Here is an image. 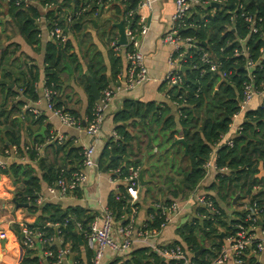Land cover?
Returning <instances> with one entry per match:
<instances>
[{
    "label": "trees",
    "instance_id": "1",
    "mask_svg": "<svg viewBox=\"0 0 264 264\" xmlns=\"http://www.w3.org/2000/svg\"><path fill=\"white\" fill-rule=\"evenodd\" d=\"M9 6L14 24L20 33L27 37L29 43H41L38 36L39 29L33 23L32 18L39 13L38 8L33 5H27L21 2L16 4V0H3ZM44 6L48 2H58V0H39ZM72 0L62 1V6H71ZM76 6L80 4V0L74 2ZM61 5L55 7L48 12L50 21L59 16ZM137 1L126 0L124 3L115 4L113 8L118 16L124 18L126 11L136 7ZM243 6V8L241 7ZM104 9L101 8V11ZM255 14L262 18L258 22L259 31L257 33L250 32L248 23L242 16L243 12ZM93 10L84 13L80 18L76 19L69 29L82 30L80 21L87 16L93 17ZM204 18L195 13L194 21L199 23L198 27L182 29L183 36L195 38L199 47H204V51L211 54V57L220 62L219 70L212 71L210 66L201 60V49L191 48L187 55L184 66L188 69L183 72V82L179 86L171 87L169 90L170 97L179 104L180 115L177 117L171 109L165 105L157 106L155 103H143L133 99H126L125 106L114 115V122L117 125L119 139H110L101 151L98 162L101 170L107 167V170L122 167L124 175L128 173L130 167H142L147 165L146 171L150 173V180L161 179L165 173H171L175 169L176 174H171L175 180H168L173 185H169L172 196L179 197L183 193L195 190L205 178L206 162L211 158L216 144L221 140L222 136L227 133L234 119V115L240 110V102L243 99L244 83L248 80V71L245 68L247 58L243 55H235L236 49H241L238 41L239 38H245V45L250 51V56L259 63L253 70L254 84L257 88H261L264 84V0H222L218 7L209 6L202 11ZM91 18V17H90ZM92 19H89L91 21ZM126 22V21H125ZM136 21L132 20L131 25H135ZM206 41L207 46L202 42ZM71 42L66 41H49L46 46L45 53V73L46 85L54 89V101L57 107L64 106L58 99L57 93L61 88V75L67 69L66 63L77 61L75 54L69 53ZM4 61L9 62L5 55V50L0 51V68L4 66ZM95 65L88 68L89 73L94 74ZM226 72L227 76L223 77ZM20 75L24 72L21 71ZM0 88L6 92L5 103L7 98L14 96L16 93L13 89H9V85L15 79L14 73L6 68L0 70ZM32 80L38 78L37 72H30ZM20 79V77H19ZM102 82H96L99 90L104 89L110 83L108 77L103 75ZM89 86V85H88ZM25 92L37 99L38 95L34 93L35 87L31 85L30 80L25 82ZM90 106L87 116L90 117L96 100L91 96ZM22 105V101L16 103ZM65 107V106H64ZM17 107H14V110ZM13 111L3 109L0 112V123L6 124V135L9 136L10 144L20 146L21 139L16 135L14 130L17 119L12 117ZM70 110V109H68ZM71 111V110H70ZM72 112V111H71ZM73 113V112H72ZM74 114V113H73ZM75 115V114H74ZM45 117L41 116L34 121L44 122ZM142 122L144 135L143 138H137L129 130V123L138 126ZM206 121L205 126H203ZM148 122V123H147ZM128 123V126H125ZM176 135H182L189 144L188 153H185L183 144L170 147L171 143L176 139ZM41 139L40 141H42ZM39 141V142H40ZM136 141L139 149L145 143L154 149V146L161 150V146L165 145V152L156 156L148 152L147 157H140L135 154L133 142ZM233 146L226 144L221 145L217 151L216 163L219 167L227 166L229 172L225 174H217V177L208 190H216L217 196L211 195L214 199L219 213L208 218H194L190 223L185 224L179 229L180 239L176 240V244H180L191 261L199 264H208L216 260L221 253L225 244V239L235 232L236 224L245 222L247 210L238 212V218L230 220L229 211L222 206L221 202L228 200V204L232 205L233 198L237 193L243 196L246 192L250 198L247 204L260 207L261 222L264 227V202L261 192L258 189V172L257 163L261 160L264 162V106L260 105L256 109L245 111V119L241 124V130L233 138ZM9 146L4 143L3 152ZM56 154L64 152L63 156H59L54 162H47L44 157H38L35 150L25 149L23 154H27L29 158L36 160L40 174L37 175L36 168L30 163L22 161H14L5 167L0 166V174L9 175L15 183L20 187L15 193V199L19 204H28L26 210L28 213L36 216V222L26 224L25 226L34 231H42L44 236H55L56 230H60L64 243H69L72 249L78 247L82 232L77 227V222L82 223L87 228L92 219L88 214L87 208L82 206L69 205L65 206L62 200H46L37 203V198L43 190V183L48 186L55 184L58 179L63 176L67 179L71 177L73 172L82 168L83 147L75 146L71 142L64 145L55 144ZM180 154L189 159L187 167L178 166L176 156ZM117 155L118 159L113 160L111 157ZM65 156L70 160L66 161ZM130 157V161H124V157ZM134 156V157H133ZM179 175V177H177ZM170 177V176H169ZM166 182V181H165ZM178 182L182 188V192L175 186ZM257 187V189H256ZM119 193L112 192L108 196L107 205L114 213L117 221L125 222L124 217L132 212L130 197L124 185L118 187ZM72 193L80 196L79 188ZM168 197V196H167ZM167 197H165L167 199ZM241 198V197H240ZM135 205L139 206L137 202ZM203 212H207L202 209ZM150 212L158 213L159 211L151 208ZM66 219L69 220L65 225ZM163 221L157 217L153 221L152 226H158ZM50 224H59L54 226ZM14 231H21L22 227L13 224ZM224 232V237L220 235ZM209 243V246L206 245ZM37 241L33 247H25V256L20 264H46L42 261V256L37 253ZM47 245H44L46 248ZM205 249L199 256H194L199 249ZM56 249L55 246H52ZM191 250V251H190ZM130 258L123 261L117 259L120 264H170L156 251L149 247H133L130 251ZM88 259L90 260L92 252L88 250ZM152 257L153 261H150ZM76 258H78L76 256ZM54 257H49L47 261L52 264ZM116 263V261H114Z\"/></svg>",
    "mask_w": 264,
    "mask_h": 264
},
{
    "label": "crops",
    "instance_id": "2",
    "mask_svg": "<svg viewBox=\"0 0 264 264\" xmlns=\"http://www.w3.org/2000/svg\"><path fill=\"white\" fill-rule=\"evenodd\" d=\"M75 1L77 0L71 1V6H76L74 3ZM132 1L138 2L139 0ZM29 4L37 7L39 11L38 15L32 18L33 23L36 24L39 29L38 36L41 39V43L39 44L29 43L27 37L20 33L19 29H17L14 24L11 14L9 13V6L6 2L0 0V44L4 45L0 51H4L7 48L12 49L13 52L10 56V63L14 62L16 59H19L18 65L14 68L10 67L9 64H7V61H4L3 67L14 73L15 79L11 81L9 89H13V92L16 94L14 96L12 95L8 97L7 102L5 103L6 92H3L0 88V112L3 109H7V111H13L14 107H17L14 110L12 117L17 119L14 124V130L16 135L21 139L20 142L21 146L23 147V149H21L20 146L17 145L20 151L19 155H15L12 151L7 152V149L10 148L12 144H10V141L8 140L9 136L6 135V124L0 123V162H4L5 165H9L16 160L22 161L24 163H30L36 168L34 175H39L40 169H38L36 160L29 158L27 154H23L21 151L25 150V146L33 145L34 143L39 142L41 139L44 140L45 136L53 129H60L66 133L69 136V141L75 146L93 144L96 141V138L87 135L76 128L62 125L60 120L47 110L46 100L43 97V88L46 79L44 59L47 43L52 40L48 37L47 29L45 28L43 19L44 16H48V12L44 9V6L40 4L39 0H31L29 1ZM61 4L63 3L61 2ZM114 5L115 4L107 5L105 8L106 11L110 12L113 9H111V7ZM174 10L175 4L173 0H154L153 10L148 13L146 12L148 15V25L150 28L148 34L143 37L141 41L151 79L143 86H140L134 90L122 91L111 103L106 115L102 133L98 137L97 150L95 154L96 159L100 157L101 151L106 146L108 141L113 139L112 131H117L116 128L118 125L116 122H114V115L119 110L124 108V101L126 99L141 101L145 104L155 103L157 106L165 105V107L168 106L171 109L174 115L177 117L180 115L178 113L179 107L177 103L170 97L169 94L171 87L165 81V77L169 68L168 58L173 50V47L172 45L165 44L162 38L169 29L170 18L174 13ZM103 16L104 13L101 11L98 15L93 14V17L87 16L81 20L79 22L82 28V30L79 32L80 36L76 35V33H78V31L76 32V29L73 31L72 29L70 30L68 28V39L72 45L69 53L75 54L78 60L71 62V64L68 62L66 63L67 69L62 72L60 82L61 88L57 95L59 101H61L67 109H70L78 118L82 120H85L88 117L87 113L91 103L90 98L91 96L93 97L90 79H92L96 85V82H102L101 77L106 75L108 77L109 83L115 84L119 75H121L122 79L125 78L128 66L126 48L120 46V48L116 49L113 47L111 42L113 39H119L118 28L114 24L119 22L122 19V16H118L116 13H114V17L111 19V26L116 29V33L113 37H110L108 33L105 34L106 24H101L99 19ZM89 19L92 20L89 21ZM3 23H5V28L3 27ZM125 25L126 22L124 21V26ZM10 28L12 29V32H10ZM3 29H5V35H1ZM71 32H75V34ZM3 38L4 40L2 41ZM11 57H13V59H11ZM91 65H95L94 71H97L95 75L89 73L88 71V68ZM2 68H0L1 71ZM31 70L32 72H37L38 74V78L34 81L30 76ZM21 71H23V74L25 75H20ZM1 78L2 74L0 75V79ZM27 80H30L31 85L35 87L34 93L38 95L37 99L29 96V94L25 92L24 85ZM99 91L101 92V90ZM20 101H22L23 104L18 106L16 103ZM261 102L262 96L257 94L254 95L252 101L247 107V110L258 108L261 105ZM27 105H29L31 108H36L41 111V116L45 117L43 123L34 121V119H36L35 114L26 108ZM0 119L2 120L3 117H0ZM244 119L245 113H241L238 117L234 118L232 127L230 129L231 134L236 131V128L242 124ZM125 126H128V123H125ZM128 130L136 136V139L140 138L141 135V138L147 141L141 121L138 126H133L129 123ZM180 136L182 135H176V137ZM4 143H6L9 147L3 152ZM54 145L55 144L52 143L48 146H44L39 156L44 157L47 162H54L59 156L66 154L64 152H60L57 155ZM133 146L135 154L139 155L140 157H147L148 152H151L152 154L159 152V148L157 146H154V149H151L149 146H145V143L141 145V149H139L136 141L133 142ZM23 155L26 157V160L22 159ZM65 160L68 161L70 158L65 156ZM130 160L131 158L129 157L128 161ZM257 166L258 172L256 176L259 180L257 186L261 192L262 200L264 202V162L260 160L257 163ZM109 171L110 170L107 169L106 171L102 170V173L99 174L95 168L88 170L87 181L84 183V185L79 187V192L81 195L78 196L75 193H70L66 197L59 200H62L65 206L78 205L87 208L88 214L91 215L93 219L95 215L99 214V200H102L107 204L110 193H119V189L116 188L109 180ZM216 177V170L214 168L209 169L208 172H206L202 183L199 185V190L201 192L209 191L207 187L215 181ZM145 178L150 180L149 172H145ZM19 187L20 185L15 183L9 175L0 174V264H20L22 262L25 256V246L23 244V239L18 235V233L24 232L26 224H32L36 222V216L28 213L26 210L27 206H22L21 204L17 205V201H14L15 193ZM47 187L48 185L44 182L43 190L41 192V195L45 198L44 201L55 200L49 195ZM207 193L217 196L216 190H211ZM244 193L245 194L243 196H240L241 198H239L237 204H234L232 201V205H229L227 203L229 199L226 200L227 202H221L222 206H224L229 211L228 217L230 220L237 219V213L243 211L244 205L246 202H249L250 198L247 196L248 194H246L245 191ZM169 195H172L170 191H168V194H166L164 198ZM139 201L140 197L138 196L137 202ZM154 203L155 201L153 200L151 203H146L144 206H141L140 204L139 214L137 217L138 224H141L147 219L151 208L154 206ZM125 218H127V215L124 217V219ZM176 221H173L172 223L174 224ZM15 223L22 227L21 231H14L12 229V225ZM169 224L161 231L158 236H155L151 239L153 244L159 247L164 245H172L171 243L176 244V240L180 239L179 229H181L184 225L178 226ZM55 232L56 234L53 236L54 241L52 242V246L58 248L65 245L63 237L60 235V230H56ZM222 234H224V232ZM220 237L223 238L224 236L220 235ZM79 240V245L75 249H72L71 245L69 244L71 252L66 255L63 264H71L73 261H80L82 264H91L92 256L89 260L88 250L92 252V255L93 250L87 245L86 239L82 235L81 239ZM36 241L37 253L39 256L44 257V245L38 239H36ZM206 245L209 246V243H206ZM135 247H143V245L137 244ZM112 255L113 251L108 249L103 264H120V262H122L121 260L118 262L117 260H114L116 261V263H114V261L111 260L113 257ZM76 256L78 258H76ZM152 259L153 258L150 257L149 260L153 261ZM44 263L49 264L47 260H45ZM253 263L264 264V252H251L248 255L247 264ZM147 264L152 263L148 262ZM222 264L235 263L230 259Z\"/></svg>",
    "mask_w": 264,
    "mask_h": 264
},
{
    "label": "built area",
    "instance_id": "3",
    "mask_svg": "<svg viewBox=\"0 0 264 264\" xmlns=\"http://www.w3.org/2000/svg\"><path fill=\"white\" fill-rule=\"evenodd\" d=\"M29 1L31 0H16V4L20 5L21 2H25L29 5ZM124 1L126 0H80L78 6L71 7L62 6L61 0H58V2H48L44 5V9L47 10V12L61 5L59 16L53 19V21H50L49 16H47L48 18L44 16L43 20L48 37L53 41H66L68 40L69 26L84 13L93 10V14L98 15L101 12V8L105 9L107 5L112 4H122ZM173 1L175 10L170 18L169 29L162 37L165 44L172 45L173 47L168 58L169 68L165 77V81L170 87L182 84L184 79L182 66L191 48L201 49V60L208 64L212 71L219 70L221 66V63L215 61L209 52L203 50L204 47L198 46L195 38L183 36L181 31L182 29L198 27L199 23L194 21V14L197 13L200 18H204L202 11L209 6L215 7L213 3L217 2L220 4L222 0ZM153 3L154 0H139L136 7L126 11L123 19L126 21L125 33L127 43L125 45H120L118 39H113L111 41L113 47L116 49L120 48V46L126 48L128 66L125 78L122 79L121 75H119L115 84H109L101 90L90 117L82 120L66 107H57L54 101V89L46 85L45 79L43 97L46 100L47 110L57 117L62 125L76 128L96 138L93 144L82 146V168L73 172L70 178L67 179L61 176L55 184L47 187V191L52 198L62 199L84 185L88 179V170L95 168L99 174L102 173L98 159L95 158V154L98 137L102 133L111 103L122 91L134 90L150 81L151 77L146 64L141 40L149 32L150 27L148 25L147 13L153 10ZM241 7L243 8L242 5ZM242 16L248 23L250 32L257 33L260 29L258 22L262 21V18L246 11L243 12ZM132 20L136 21L135 25H131ZM238 41L241 45V49H236L235 55H243L247 58L245 68L248 71V80L244 83V94L240 102V110L234 115V118L238 117L241 113H245L248 105L256 94L262 96L261 105L264 106V84L261 88H257L254 84L255 75L253 74V70L259 62L251 58L250 51L245 45L246 39L239 38ZM225 76H227L226 72L223 73V77ZM177 105L179 107L178 103ZM26 108L32 111L36 118L42 115L41 111L36 108H31L29 105H27ZM178 113L180 114L179 111ZM240 130L241 125L236 128L233 134H231L229 130L222 136L221 140L216 144L211 158L205 164L206 172L211 168H214L217 174L229 172L227 166L219 167L217 165V151L223 144L233 146V138ZM112 137L114 140L119 139V134L116 130L112 131ZM67 142L70 141L66 133L60 129H53L45 136L43 141L34 143L33 145H27L25 149L35 150L37 152L36 154L39 156L44 146H48L52 143L64 145ZM10 148L7 149V152L12 151L15 155L20 154L17 145H12ZM22 159L26 160V157L23 155ZM0 166L5 167L6 165L4 162H0ZM127 171L128 173L126 175H124L122 167H116L109 171L110 182L116 188L124 185L130 197L132 212L127 215L125 222L116 221L114 213L110 210L108 205L102 200H99V214L95 215L88 227L84 228L80 222L76 224L78 229L82 232L83 237L86 239L87 245L93 250L91 264H103L108 249L113 251L112 261L120 258L125 261L130 257V251L137 244L152 248V250L156 251L164 259H167L170 264H199L191 261L180 244L159 247L153 244L151 239L158 236L169 223L176 221L178 217L185 212L192 211L193 218L197 217L201 219L218 214L220 211L212 196L208 193L201 192L198 186L191 192L186 194L183 193L182 196H168L167 199L157 200L153 204V208L159 211V216L158 213L150 212L147 219L141 224H138L137 217L140 208L135 204L138 200L139 186L141 185L139 180L140 167H130ZM44 200V196L39 195L37 203L40 204ZM202 209L207 212H203ZM245 209L248 211L245 222L236 224L235 232L225 239V244L218 258L208 264H222L230 259L235 264H247L248 254L251 252H264V227H262L261 222L262 210L260 207H257L256 204L251 206L246 204ZM157 217L163 219V221L160 223L159 227L152 226L151 224H153V221H155ZM68 222L69 220L66 219L65 225H67ZM48 225L59 226L57 223H48ZM24 234L23 244L25 247H33L36 243V239L41 241L43 245H47L44 250L42 261L47 260L49 257H54L52 264H63L66 255L71 252L69 243L53 249L52 242L54 241V237L44 236L42 231H34L26 226L24 228ZM71 264L82 263L80 261H73Z\"/></svg>",
    "mask_w": 264,
    "mask_h": 264
},
{
    "label": "rangeland",
    "instance_id": "4",
    "mask_svg": "<svg viewBox=\"0 0 264 264\" xmlns=\"http://www.w3.org/2000/svg\"><path fill=\"white\" fill-rule=\"evenodd\" d=\"M40 4H41V2H40ZM102 13H104V16L100 17L99 19H100L101 24H103V25H104V23L106 24L105 34L108 33V35L110 37H113L114 34L116 33V29L111 26V23H112L111 19L114 17L115 11L112 9L109 12V11H106V9H104L102 11ZM4 24L5 23H3V27L5 28ZM10 32H12V29L10 30ZM79 32L80 31H78V33H76L77 36H80ZM71 33H73V32H71ZM73 34H75V32ZM1 35H5V29H3ZM3 40H4V38L2 39V41ZM12 52L13 51H12L11 48L5 49V55H6V57L8 59H10V56L12 55L11 54ZM11 59H13V57H11ZM18 62H19V59H16L14 62H11V63L7 62V64H9L10 67L14 68V67H16L18 65ZM164 152H165V145L161 146V150L158 153H155V155L158 156L160 154H163ZM176 163H177L178 166L187 167L189 165V159L186 158V157L181 156L180 154H178L176 156ZM175 169H177V167ZM175 169H173L171 171V173H165L164 177H161V179L160 178L159 179H155V181L151 180L147 185H140L139 186L140 201L138 202L139 205L141 204V206H144L146 203H151L153 200L157 201V200L165 199L164 196L166 194H168V191H170V190H167L166 186L169 187V185H171V186L173 185V182L170 183L168 180H170V177L172 176L171 174H176ZM177 177H179V175H177ZM210 191L211 190L205 191V192L207 193V192H210ZM208 194L210 195V193H208ZM171 196L172 195H169V197H171ZM180 196H182V194ZM246 204H247V202H246ZM245 205H244V209H245ZM193 219H194L193 218V212L192 211H188V212H185L183 215H180L178 217L177 221L174 222V224L172 223V224H169V225H178V226L179 225H185L187 223H190ZM171 244H173V243H171ZM160 245H162V244H160Z\"/></svg>",
    "mask_w": 264,
    "mask_h": 264
},
{
    "label": "water",
    "instance_id": "5",
    "mask_svg": "<svg viewBox=\"0 0 264 264\" xmlns=\"http://www.w3.org/2000/svg\"><path fill=\"white\" fill-rule=\"evenodd\" d=\"M213 5L215 7H218L219 6V3L214 2ZM114 25L118 28V33H119L118 43L120 45H125L127 43V38H126V33H125L124 19L122 18L119 22L115 23ZM202 44L205 45V46H207V42L206 41L202 42ZM3 47H4V45L3 44H0V49L3 48ZM187 69H188V67L182 66V71L183 72H185ZM90 81H91V86H92L93 97L95 99H98L99 96H100V91L97 88V86L94 84L93 80L90 79ZM205 123H206V121H204L203 126H205ZM53 144H55V143H53ZM178 144H183L184 145V147H185V153L187 154L188 153L189 144L186 141V139L184 138V136L176 137V139L171 143L170 147L172 148L174 145H178ZM111 158L113 160H115V159H118V156L117 155H113ZM124 160L125 161H128V158L127 157H124ZM146 168H147V165H143L140 168L139 180H140L141 185H147L151 181V180H148V179L145 178ZM106 169L107 168L105 167L103 170L106 171ZM170 179L172 181L175 180L173 177H170ZM175 186L179 189L180 192H182V188H181V186H180V184L178 182H175ZM240 196H241V193H237V195L233 198V203L234 204H237L238 203V200H239ZM14 201L16 202V199L15 198H14ZM16 204L17 205H20L17 202H16ZM21 205L22 206H28V204H21ZM18 235L22 239H24V237H25L24 232H19ZM221 236H224V234H221ZM79 238L81 239V235H79ZM203 250H204V247H202L201 249H199L195 253V256H198Z\"/></svg>",
    "mask_w": 264,
    "mask_h": 264
}]
</instances>
